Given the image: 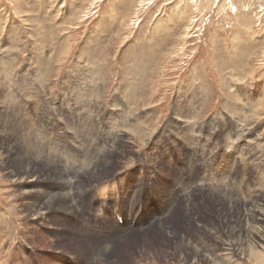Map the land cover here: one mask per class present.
Here are the masks:
<instances>
[{"label":"rangeland","instance_id":"1","mask_svg":"<svg viewBox=\"0 0 264 264\" xmlns=\"http://www.w3.org/2000/svg\"><path fill=\"white\" fill-rule=\"evenodd\" d=\"M23 117L65 166L124 132L75 211L28 214ZM0 220V264H264V0H0Z\"/></svg>","mask_w":264,"mask_h":264},{"label":"bare ground","instance_id":"2","mask_svg":"<svg viewBox=\"0 0 264 264\" xmlns=\"http://www.w3.org/2000/svg\"><path fill=\"white\" fill-rule=\"evenodd\" d=\"M30 97V96H29ZM35 98V97H34ZM38 98V97H37ZM31 99V98H30ZM35 101V100H34ZM22 105V104H21ZM34 105V104H33ZM40 105V104H39ZM44 105V104H43ZM85 106V105H84ZM33 107V106H32ZM31 107V109H32ZM36 109V106H34ZM119 107V106H118ZM117 107V109H118ZM61 108V107H60ZM73 109V108H72ZM116 109V110H117ZM120 109V108H119ZM34 110V109H33ZM71 110V109H70ZM123 110V109H122ZM19 111V113H21V110H18L17 108V112ZM36 111V110H35ZM118 111V110H117ZM59 112V111H58ZM65 112L66 109H65ZM83 113V112H82ZM22 114V113H21ZM20 114V115H21ZM34 114V113H33ZM118 114H120L118 112ZM126 114V113H125ZM25 115V114H22ZM21 115V116H22ZM36 115V114H34ZM33 115V116H34ZM28 116V115H26ZM25 116V117H26ZM119 116V115H118ZM125 116V115H124ZM127 116V115H126ZM19 117V115H18ZM23 117L22 119V124L20 125V133L22 134L21 139L19 138L20 144L23 147L24 153H23V160L19 158V162L18 163H12V165L14 166V171H10L11 175H17L18 173H21L23 171V169H32L29 171H34L33 169H35V167H38L40 165H42L44 172L46 171V173H43V175H45L46 177H48V179L46 178H42L43 180H45L46 183L50 184V181H46V180H52L53 181H59V184H54L52 185L54 189H52V192H47L44 190V188H41V185H39L40 188L37 189V191L32 192V197H33V202L31 203V206L28 209V214L31 216V218H33V220H38V219H42L43 218V214L44 213H48L51 212L52 210H56V209H61L63 208L64 210H69L72 209L74 210V201L80 200L81 198H83L84 196H86L88 193H91L92 190H94V188L96 187L97 182L104 180L105 178H107L112 170V166H113V160L114 158L122 152V148L124 147V132H119V134L117 133H113L112 138L109 142V144L111 143V145L107 146L106 148L103 147L101 149H98L97 151L94 149L95 146H93L91 144V142H88L87 140H90V136L86 138V141L84 143H82L80 145V151L81 153H79L78 151L76 152H70V156L72 158L75 157H79L80 155H82L83 153L86 154L84 159H88V163H82V160H80V162L82 164H77L78 162H72L71 166H65L63 165L62 161L60 160L61 157L58 156H54L53 154L56 153L54 152L53 154L51 153L50 148H52V146L47 149V144L46 143H42L40 140V135L36 134L34 129H33V125L31 126L30 121L26 120L28 119ZM36 117V116H35ZM69 117V116H68ZM72 117V116H71ZM120 117V116H119ZM21 118V117H20ZM56 118V117H55ZM70 118V117H69ZM68 118V119H69ZM74 118V117H73ZM125 118V117H124ZM59 119V118H58ZM62 119V118H61ZM71 119V118H70ZM117 119V118H116ZM120 119V118H119ZM32 120V119H31ZM42 120V119H41ZM49 120V119H48ZM47 120V122H48ZM64 120V119H63ZM60 120V121H63ZM77 120V119H76ZM19 121V120H18ZM27 121V122H26ZM37 121V120H35ZM65 121V120H64ZM81 121V120H80ZM114 122V120H112ZM120 121V120H118ZM32 122V121H31ZM45 122V120H44ZM83 122V121H82ZM67 123V122H66ZM70 123V122H69ZM88 124V122H86ZM112 123V122H111ZM41 124V123H40ZM110 124V123H109ZM108 124V125H109ZM119 124V123H118ZM99 125V124H98ZM116 125V124H115ZM114 125V126H115ZM39 126V125H38ZM87 126V125H86ZM85 126V127H86ZM43 127V126H42ZM84 127V128H85ZM41 128V127H40ZM67 128V127H66ZM74 128V127H73ZM111 128H109L108 130H110ZM75 130V129H74ZM112 130H115L112 126ZM72 131V129H71ZM88 131V130H87ZM98 131V130H97ZM107 131V130H106ZM76 132V131H75ZM69 133V132H68ZM86 133V132H85ZM112 133V132H111ZM42 139H44L45 135L43 134V132H40ZM81 134V133H80ZM93 134V133H92ZM52 136V135H51ZM54 136V135H53ZM48 137V136H47ZM107 137V136H106ZM110 137V136H109ZM81 138V135H80ZM83 138V137H82ZM37 139V143L35 142V140ZM46 139H44L45 141ZM62 140V139H61ZM60 140V141H61ZM109 140V138H108ZM43 141V140H42ZM51 141V140H50ZM58 141V140H57ZM56 141V142H57ZM63 141V140H62ZM79 141V140H78ZM226 141V140H225ZM71 142V141H70ZM107 143V142H106ZM234 142H232L233 144ZM56 144V143H55ZM108 144V143H107ZM221 144V143H220ZM50 145V143H49ZM69 146V145H68ZM76 146V145H75ZM55 147V146H54ZM60 147V145H59ZM67 147V145H66ZM37 148V150L35 149ZM64 148V147H63ZM78 148V147H77ZM76 148V149H77ZM227 148V147H226ZM78 150V149H77ZM198 150V149H197ZM67 151V150H66ZM196 152V151H195ZM59 153V151H58ZM62 153V152H60ZM66 153V152H65ZM124 153V152H123ZM122 154V153H121ZM57 155V154H56ZM66 155V154H65ZM72 155V156H71ZM63 158V157H62ZM14 159H12L13 161ZM84 161V160H83ZM138 161V160H137ZM202 161V160H201ZM87 162V160L85 161ZM90 162V163H89ZM24 165H26V167H24ZM69 176H71L70 178H68ZM73 178L72 181H70V179ZM41 179V180H42ZM105 181V180H104ZM185 186V185H184ZM230 186V185H229ZM55 187H57L55 189ZM196 190V189H195ZM197 191V190H196ZM93 192V191H92ZM218 196L223 197V200H225V197H228L227 191L225 192H217ZM213 192L212 191H208L206 193L203 194V198L202 199H206V200H213V196H212ZM188 196V195H187ZM90 197V196H89ZM189 197V196H188ZM192 197V196H191ZM195 197V196H194ZM46 199V203H43V201ZM38 200V202H37ZM74 200V201H73ZM229 200V199H228ZM45 202V201H44ZM221 202V201H220ZM258 205V201L256 200V198H251V200H249V204L248 206H250L252 209L250 210L251 213L248 215V221H252L251 223L254 224L255 221H259L262 220L261 219V211L259 209ZM77 208V207H75ZM62 210V209H61ZM69 212V211H68ZM74 213V212H73ZM76 213V212H75ZM46 215V214H45ZM45 218V217H44ZM171 217L166 218V220L164 222L162 221H158V223L156 225H158V231L162 232V233H166L164 232L166 227H170L172 228L173 225V219L169 220ZM178 219V218H176ZM1 221V220H0ZM167 221V223H165ZM167 224V225H166ZM212 225V224H211ZM251 225V224H250ZM175 226V225H174ZM224 226V225H223ZM252 227V225H251ZM255 226H253L254 228ZM127 231L128 229L131 230L130 228L126 227ZM206 229H207V225H206ZM141 230V229H140ZM121 232V231H120ZM119 232V233H120ZM125 234L124 232L121 233ZM127 234V233H126ZM125 234V235H126ZM122 235L120 237H118L117 239H113L111 244H110V248H107V246L105 244L99 245L98 248V252H97V256H104V254L102 253V251L106 252L108 250H110L112 248V246L114 245L115 242L119 241L120 239H122L121 237L125 236ZM127 236V235H126ZM124 239V238H123ZM127 239V238H126ZM130 240V239H129ZM96 247V246H95ZM1 248V247H0ZM5 249V248H4ZM1 250V249H0ZM3 251V250H2ZM94 253V252H93ZM5 254V253H3ZM5 256V255H4ZM3 256V257H4ZM9 256V255H8ZM96 256V257H97ZM256 260L259 262L261 260V256L258 254H254ZM2 259L3 257L0 256ZM6 258V257H5ZM10 258V257H9ZM8 258V259H9ZM5 260V259H4ZM101 259H99L98 261H100ZM4 263V262H3Z\"/></svg>","mask_w":264,"mask_h":264}]
</instances>
